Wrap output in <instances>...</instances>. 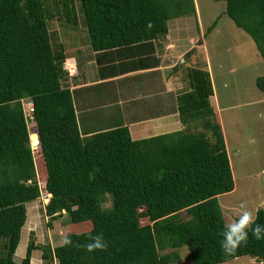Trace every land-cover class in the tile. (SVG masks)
Listing matches in <instances>:
<instances>
[{
  "label": "trees",
  "instance_id": "trees-1",
  "mask_svg": "<svg viewBox=\"0 0 264 264\" xmlns=\"http://www.w3.org/2000/svg\"><path fill=\"white\" fill-rule=\"evenodd\" d=\"M215 1L226 3L225 15L264 63V0ZM189 16L196 17L195 0H0V264H31L37 250L41 264H176L183 248L188 264L244 256L264 264V232L260 239L253 232L264 225L262 209L246 242L231 254L221 248L226 224L218 196L231 193L234 180L205 63L188 70L190 90L178 97L181 123L196 122L194 132L133 140L123 126L82 137L62 86L66 53L51 22L83 25L100 51L164 38L171 20ZM255 86L264 94V72ZM32 149L45 167V215L91 227L69 233L73 245L55 248L36 245L31 234L17 263L27 204L41 196ZM99 234L108 248L88 251L89 237Z\"/></svg>",
  "mask_w": 264,
  "mask_h": 264
},
{
  "label": "crops",
  "instance_id": "crops-1",
  "mask_svg": "<svg viewBox=\"0 0 264 264\" xmlns=\"http://www.w3.org/2000/svg\"><path fill=\"white\" fill-rule=\"evenodd\" d=\"M197 14L196 6V17ZM182 18L171 21L181 22ZM169 23L168 33L164 38L100 51L92 50L88 32L82 33L81 36L76 32L73 35L69 32L68 37H61L66 53L64 62L66 75L62 86L71 93L77 126L82 137L123 126L128 128L133 140L178 131L198 130L196 122L181 123L178 97L190 90L188 70L201 63H205V70L210 75L215 104L212 101L210 103L214 107L215 115L232 108L223 104L220 106L213 84V60L225 80V76L228 77V73L233 68V60L230 61V71H228L229 69L224 66L226 64L224 60L222 63V58L231 56V51H235L236 58H239L243 64V57L240 58L238 54L239 45L247 44L242 41L234 49L225 47L222 51L219 47L215 48L221 52L219 60L215 61L207 50V44L203 43L204 36L199 37L201 29L197 28L196 32L201 40L197 44L198 47L194 44L190 46L188 35L182 32L178 36L171 34L172 27ZM237 31L240 40H244L245 36L241 35L242 32ZM248 43L250 44L249 41ZM183 47L185 50H181ZM194 47H197L199 52L193 50ZM254 47L256 60L253 61V65L256 71L260 70V73L254 77L255 83V79L263 75L264 63L256 46ZM236 68L240 67L236 66ZM223 84L226 87V82L223 81ZM261 103L264 104V96L240 106L252 108L247 112L251 115L256 111L254 107ZM216 120L221 127L232 171L233 164L228 149L225 121L222 117ZM235 124L237 128L240 126L238 119ZM258 137L261 138V134H258Z\"/></svg>",
  "mask_w": 264,
  "mask_h": 264
},
{
  "label": "rangeland",
  "instance_id": "rangeland-1",
  "mask_svg": "<svg viewBox=\"0 0 264 264\" xmlns=\"http://www.w3.org/2000/svg\"><path fill=\"white\" fill-rule=\"evenodd\" d=\"M198 14L197 17L189 16L182 18L183 21H172L169 26L172 27L171 34L180 35L186 33L191 42L190 46L200 43L199 37H203V43L207 44L209 54L219 60L221 52L225 47L234 49L238 43L244 41L247 45H239V57H243V64L235 56V51H231V56L227 55L222 58V63L230 71V61L233 60L232 70L225 76L214 65L213 60V84L218 96L220 106H232L226 111L217 113L216 118H223L225 121L226 134L228 137V149L232 161V172L234 180V190L225 195L218 196V202L223 214L226 225L236 222L244 211L252 214L253 220L256 212L259 209L264 210V104H259L254 107L255 113L247 114L249 107H242L243 103L253 101L264 96L255 86L254 77L260 72L256 71L253 61L255 45L251 37L243 30L237 29L233 21L225 15L226 3L224 1L215 0H195ZM82 18V17H81ZM83 20V18L81 19ZM218 20V25L213 28L210 33L206 34V30L211 24ZM220 20V21H219ZM198 21V23H197ZM199 24V25H198ZM51 30H57L60 37H68L69 32L77 35L86 33V28L80 25L76 31L68 29V26L51 22L49 25ZM200 30L199 37L196 35ZM244 40H240L238 33ZM85 31V32H84ZM182 32V33H181ZM209 35V36H208ZM209 38H208V37ZM182 38V37H181ZM206 41L208 43H206ZM250 42V44L248 43ZM203 45V44H202ZM198 47V45H197ZM194 47L193 50H198ZM185 50V47L181 48ZM261 60V59H259ZM241 65V66H240ZM238 66L239 69L236 68ZM238 77V78H237ZM240 77V78H239ZM237 78V79H236ZM243 80V81H241ZM226 82V87L223 84ZM243 87V88H242ZM214 103V99H211ZM215 104V103H214ZM223 104V105H222ZM259 114V115H258ZM238 119L240 126H236L235 121ZM28 125L32 126V120L28 119ZM261 134V138L258 134ZM31 148L35 143L33 138H30ZM33 150V149H32ZM33 157L36 168V180L40 188L41 196L32 203L27 204V222L21 232L19 245L16 249L14 261L20 263L25 256L26 247L33 234L36 245L50 246L55 248L63 244L64 238L69 233H83L90 230L91 224L78 223L66 226L67 218L63 215L54 221H50L45 215L44 206L48 202V196L44 190V181L46 178L45 167L42 162V154L38 150L34 152ZM108 205V204H107ZM181 220L189 219L186 212L180 213ZM144 219H141V222ZM143 221L142 223H144ZM51 225H50V224ZM168 250L167 252H170ZM180 261L176 264H188L185 256L187 255L186 248L179 251ZM31 264H41V251H34L32 254ZM222 264H261L259 261L250 258L249 256L238 257L232 261Z\"/></svg>",
  "mask_w": 264,
  "mask_h": 264
},
{
  "label": "clouds",
  "instance_id": "clouds-1",
  "mask_svg": "<svg viewBox=\"0 0 264 264\" xmlns=\"http://www.w3.org/2000/svg\"><path fill=\"white\" fill-rule=\"evenodd\" d=\"M252 223V214L248 211H244L236 222L224 227L222 230V240L220 243L221 248L225 253H234L242 242L247 241L248 230ZM253 232L257 238L260 239V234L264 232V225L256 224ZM89 239L92 242L86 245L88 251L106 250L108 248V244L105 242L102 234L90 236ZM73 243L74 242L68 237H65L63 240L64 245H73Z\"/></svg>",
  "mask_w": 264,
  "mask_h": 264
},
{
  "label": "built area",
  "instance_id": "built-area-1",
  "mask_svg": "<svg viewBox=\"0 0 264 264\" xmlns=\"http://www.w3.org/2000/svg\"><path fill=\"white\" fill-rule=\"evenodd\" d=\"M28 106L30 107V111H32V108H31V107H32V105H31V104H28Z\"/></svg>",
  "mask_w": 264,
  "mask_h": 264
}]
</instances>
